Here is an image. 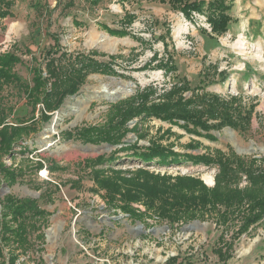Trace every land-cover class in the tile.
I'll use <instances>...</instances> for the list:
<instances>
[{
	"label": "rangeland",
	"instance_id": "obj_1",
	"mask_svg": "<svg viewBox=\"0 0 264 264\" xmlns=\"http://www.w3.org/2000/svg\"><path fill=\"white\" fill-rule=\"evenodd\" d=\"M227 2L231 3V21L220 35L209 33L204 14L193 12L187 19L168 4L149 0H14L10 16L0 17V53L13 51L20 57L15 72L25 83L31 84L34 61L42 63L45 52L58 47L67 53L96 51L95 59L109 62L116 72L88 74L77 93L67 96L47 122L38 120V104L35 130L12 146L11 156L0 151V165L21 172L11 185L0 173V201L8 193L33 198L49 213L41 228L42 240H33L27 252L17 250L16 264H164L171 256L177 257L175 264H264V218L237 236L239 221L224 227L215 222L214 214L172 224L144 214V206L134 203L141 212L136 217L109 204L104 191H96L92 178L94 169L125 175L144 168L171 176L192 175L212 187L217 166L184 160L144 165L128 157L130 152L119 149L121 145L67 140L61 134L103 123L111 104L138 88L153 86L157 97L173 83L186 80L191 88L224 99L239 97L250 113L247 128H212L215 139L211 140L150 118L138 124L144 135L138 145L155 139L172 144L180 153L232 152L256 158V166L264 170V0ZM126 13L134 15L130 24L124 21ZM103 25L124 27L127 34L111 35ZM111 55L116 59L110 61ZM167 58L175 66L169 73L160 68V61ZM2 106L11 109L5 119L8 124L32 118L31 107L17 87L3 91ZM137 136L128 132L124 141H136ZM114 153L121 158L110 164L108 157ZM98 156L103 163L83 165ZM39 162L42 168H37ZM207 176L212 177L211 183L206 182ZM237 186H249L245 174ZM229 241L231 257L219 261L213 249ZM4 255L5 251L0 264L7 260Z\"/></svg>",
	"mask_w": 264,
	"mask_h": 264
},
{
	"label": "trees",
	"instance_id": "obj_2",
	"mask_svg": "<svg viewBox=\"0 0 264 264\" xmlns=\"http://www.w3.org/2000/svg\"><path fill=\"white\" fill-rule=\"evenodd\" d=\"M166 3L171 9L178 10L187 19L192 13L204 14L209 24V33L220 35L227 30L231 21V3L227 0H149ZM14 0H0V17L10 16ZM134 15L126 13L124 21L130 24ZM103 28L114 36L126 35V29ZM201 30L207 31L202 28ZM96 51L85 53H67L61 49H49L44 54L42 63L31 68V84L25 83L15 72L20 57L13 51L0 53V151L6 150L11 156V148L23 135L33 132L36 120L33 117L38 104H41L38 120L49 121L51 112L59 109L67 96L77 93L86 76L94 72L116 74L111 64L95 59ZM117 56H110V61ZM156 53L153 58L156 59ZM160 68L165 73L175 70L169 58ZM17 87L31 107L32 118L20 120L17 124L5 122L11 109L2 106V93L10 87ZM190 92L186 96L185 93ZM153 86L138 88L133 95L111 104L106 120L101 124L88 125L74 131H63L65 139H79L85 143L121 145L119 149L129 151L128 157L139 160L144 165L180 164L188 161L191 164L217 166L218 173L212 187H208L200 178L192 175H176L154 173L139 168L131 173L121 171H102L94 169L92 178L96 191L103 190L104 198L109 204H116L121 211L140 217L133 207L134 203L144 206V214L156 216L168 223H186L200 220L205 216H215L217 224L228 227L233 221H239L236 235L247 231L249 226L264 218V170L256 166V158H246L234 153L226 154L220 150L214 153H180L173 149L172 144H163L159 140L150 139L147 145H138L143 133L138 131L139 122L156 118L160 121L178 125L186 132L215 139L210 132L222 126L234 129H246L250 113L241 105L239 97L227 99L211 94L202 89H194L186 80L173 83L171 87L156 97ZM157 98L154 99L155 97ZM136 120L129 127L128 122ZM138 133L136 141H124L128 132ZM115 153L108 157L107 162L120 160ZM103 157L86 159L84 166H95L103 163ZM42 168L41 162L36 164ZM0 173L7 185L15 182L21 172L11 166L0 165ZM245 174L249 186H237L240 176ZM117 202V203H116ZM140 213L139 215H137ZM48 212L42 209L33 198L17 197L6 194L0 201V257L5 255L4 264H16L20 252H27L34 246L33 240H42V226L47 221ZM224 237L221 236L222 240ZM36 242V241H35ZM232 241L213 249L219 261L226 262L231 257ZM4 255V257H5ZM176 256L168 257L164 264H175ZM19 264H24L20 262ZM39 264V263H37Z\"/></svg>",
	"mask_w": 264,
	"mask_h": 264
},
{
	"label": "bare ground",
	"instance_id": "obj_3",
	"mask_svg": "<svg viewBox=\"0 0 264 264\" xmlns=\"http://www.w3.org/2000/svg\"><path fill=\"white\" fill-rule=\"evenodd\" d=\"M205 180H206L207 183H211V182L213 181V179H212L211 176H207V177L205 178Z\"/></svg>",
	"mask_w": 264,
	"mask_h": 264
},
{
	"label": "built area",
	"instance_id": "obj_4",
	"mask_svg": "<svg viewBox=\"0 0 264 264\" xmlns=\"http://www.w3.org/2000/svg\"><path fill=\"white\" fill-rule=\"evenodd\" d=\"M79 1H81V2H85L86 0H79Z\"/></svg>",
	"mask_w": 264,
	"mask_h": 264
},
{
	"label": "crops",
	"instance_id": "obj_5",
	"mask_svg": "<svg viewBox=\"0 0 264 264\" xmlns=\"http://www.w3.org/2000/svg\"><path fill=\"white\" fill-rule=\"evenodd\" d=\"M27 1V3L29 2V0H26ZM50 1V0H49Z\"/></svg>",
	"mask_w": 264,
	"mask_h": 264
}]
</instances>
